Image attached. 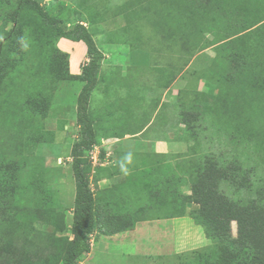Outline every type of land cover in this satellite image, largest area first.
I'll list each match as a JSON object with an SVG mask.
<instances>
[{
    "label": "rangeland",
    "instance_id": "obj_1",
    "mask_svg": "<svg viewBox=\"0 0 264 264\" xmlns=\"http://www.w3.org/2000/svg\"><path fill=\"white\" fill-rule=\"evenodd\" d=\"M2 1L8 3L9 0ZM39 1L67 28H72L82 19L89 21L99 47L108 50L106 62L112 63L113 68L118 66L124 70L128 68L126 64L134 63L155 66L146 70L147 77L152 76L151 83L156 85L146 91V120L153 116L155 125L166 126L155 130L156 137L167 138L169 129L172 131L175 143L170 145L175 152L168 154L171 160L177 161L183 154L193 156V159L213 155L225 165L238 166V172L247 173L253 188L261 185L264 181V46L256 40L259 50L256 51L255 47L252 50L245 41L242 43L240 36L234 38L229 33L231 31H227L224 26H232L237 18L232 11L226 16L232 23L224 24L209 20L207 14L201 18L195 15L192 20L180 16V11L184 10L179 11L176 3L179 0ZM205 5L206 2L203 3ZM5 6L0 0V13ZM193 6L190 8L199 12L195 9L197 6ZM229 7L243 16L263 9L257 0H230ZM3 17L0 16V41L13 27V22ZM34 30V25H26V33L19 41L20 51L8 56L5 81L0 90V203L5 200L1 196L10 192L13 193L10 199L14 202L56 207L66 210L68 218H72L76 185L71 149L80 138L77 96L83 82L69 74L70 59L66 65L63 54L66 52V40L60 38L47 45L44 39L33 50L35 41L31 39L28 44L27 40ZM46 31L50 32L49 29ZM227 38L238 44L236 52L242 48L245 63L237 60L222 68L220 73L218 67L208 70L220 55V44ZM247 42L250 46L249 40ZM157 65H162L159 69L163 71L156 69ZM58 67L61 74L58 71L56 74ZM95 90L90 102V106H94L90 112L97 130V143L89 152L94 169L92 175H96L97 167H106L101 171L104 175L101 179L109 178L106 176L110 172L115 173L112 179H104L101 183L104 189L117 184L123 190V202H129L126 210L124 207L120 209L123 214L143 200H138L136 195L130 197L128 187L118 184L126 177V164H119V160L130 152L127 150L130 147L115 139H105V136L120 130L116 125L121 119L120 116L113 117L111 130L101 127L103 115L95 111L100 93ZM225 104L237 106V113L234 119L230 118L231 121H227V117L219 120L217 115L218 108ZM246 105L255 113L256 121L253 120L252 124L238 109ZM180 110L191 114L194 128L190 129L179 118ZM130 149L136 151L137 147ZM155 150L156 146H152L147 154ZM141 153L144 154L135 152V155ZM226 184H222V191L238 198L247 194L245 190L236 191ZM185 190L191 193L189 186H185ZM95 192L101 207L99 212L105 216L102 205L106 204V209L109 205L101 191V195L99 190L95 189ZM195 207L189 204L184 216L150 219V222L141 223L139 228L136 225L133 231H125L118 239L106 236V231L100 229L92 240V251L82 255L79 262L227 264L220 259H224L230 249L220 248L219 258L217 253H212L218 252L219 247L190 215ZM4 210L1 206L0 212ZM36 227L43 231L52 230L45 223H38ZM237 229V224L233 223L234 237ZM30 235L31 239L36 237L38 244L45 243L44 236L35 230L31 229Z\"/></svg>",
    "mask_w": 264,
    "mask_h": 264
},
{
    "label": "trees",
    "instance_id": "obj_2",
    "mask_svg": "<svg viewBox=\"0 0 264 264\" xmlns=\"http://www.w3.org/2000/svg\"><path fill=\"white\" fill-rule=\"evenodd\" d=\"M178 2L176 1L179 11L184 10V12L180 11V16L191 20L195 15L201 18L207 14L209 20L224 24L232 23L229 16L226 19L227 14L232 11L237 18L232 26H224L227 31L230 30L229 33L234 38L240 36L242 43L245 41L252 50L254 47L256 51L259 50L260 46L255 45L256 40L257 43L261 41L264 46V0H257L258 6L263 9L247 16L230 8V0H179ZM205 2L206 5L203 6ZM216 2H220L221 5ZM1 4L6 6L1 9L0 16H4L6 21L11 20L13 27L0 41V90L3 86L2 82L5 81L7 58L13 52L20 51L19 41L23 38L24 32L26 33V25L32 24L35 27L31 38L27 40L28 44L31 39L35 41L33 50L44 39L49 45L50 41L67 38L83 41L87 46L89 60L84 64L80 74H72L69 71L72 78L83 82V87L77 96L80 138L71 149L76 185L72 225L68 226L66 210L56 207L45 208L38 203L28 205L14 202L10 199L13 193L6 192L1 196L3 200L5 199L4 203H0V207L5 208L3 213L0 212V264H80L79 258L92 251V240L100 229H104L108 235H114L133 230L142 221L184 216L189 204L196 206L190 215L204 227L206 234L219 247L218 252L216 250L212 253H217L219 258L220 248L230 249L224 259L221 257L222 263L264 264V181L257 188H253L247 173L238 172V166L225 165L213 155H201L193 159V156L183 154L181 158L176 159L177 161H173L168 154L141 153L143 155L141 157L126 153L119 160V164H126V177L118 184H125L129 196L136 195L138 200L142 199L143 202L126 213L119 212L122 207L126 210L129 203L123 202V190L121 191L117 184L107 189L100 188L98 181L104 177L101 171L106 167L95 168L96 175H92L94 169L89 156V152L97 143L96 124L91 116L90 102L105 58L90 22L82 19L75 22L72 28H67L39 0H9L8 3L1 0ZM193 5L197 6L195 9L199 12L191 9ZM215 7H218V10H215ZM47 29L50 32L46 31ZM243 31L246 33L241 34ZM46 32L47 36H44ZM231 38L220 44V55L208 70L212 71L213 67H218L220 73L222 68L237 60L242 64L245 63L242 48L236 52L238 44H235V40ZM63 54L67 65L69 54L67 52ZM57 71L60 73L59 67L56 74ZM223 106L217 111L219 120L225 117L229 118H226L227 121H231L230 118L234 119L237 106L228 104ZM238 109L244 113L243 118L247 117L251 124L253 120L256 121L254 111L247 105ZM181 111L179 118L181 117L183 123L190 129L194 128L191 114ZM216 129L220 130L218 127ZM114 174L110 172L106 177L112 178ZM223 183H227L226 185L235 188L236 191L245 190L247 194L243 197H235L221 190ZM185 186L190 187L191 193H186ZM95 189L99 190V195L101 191L109 205L108 209L106 204L102 205L105 216L99 212L100 205ZM17 219L22 221L18 222ZM38 223L48 224L52 230L43 231L36 227ZM233 223H236L238 228L236 237L233 236ZM31 229L44 236V244H38L36 237L31 239Z\"/></svg>",
    "mask_w": 264,
    "mask_h": 264
},
{
    "label": "crops",
    "instance_id": "obj_3",
    "mask_svg": "<svg viewBox=\"0 0 264 264\" xmlns=\"http://www.w3.org/2000/svg\"><path fill=\"white\" fill-rule=\"evenodd\" d=\"M66 44V52L69 54L70 59V72L72 74H80L84 64L89 60V55L87 52V46L83 41H74L71 39L64 38ZM105 53V58L102 62L99 81L95 89L99 90L100 97L98 104L95 106V111H100L104 118V123L101 122V127L111 130L113 123L111 120L115 116H120V121H117V128L120 130L114 131L113 135L105 136V139H115L117 142H121L123 146L137 147V150H131L128 148V152L135 154V152H143L147 154L149 148L156 146V150L149 153H161V154H171V145L175 143L174 137L172 136V131L169 129L167 138L156 137L154 134L155 130H162L164 125H155V119L153 116L146 120V107H145V97L147 89H152L156 86L151 83L152 76L147 77L146 70L148 68L155 67L154 65H142L134 63L133 65H128V68L122 69L118 66L112 67V63L106 62L109 58L108 50L102 49ZM82 55V58L80 57ZM108 56V58H106ZM85 59V60H83ZM125 65V64H124ZM114 66V65H113ZM127 67V66H126ZM156 69L162 68V65H157ZM125 68V67H124ZM159 71H163L159 69ZM96 90H94L95 92ZM90 109H94V106H90ZM118 113L117 115H113ZM105 120H107L105 122ZM170 127L171 124L169 125ZM169 127V128H170ZM151 128V129H150ZM167 129V128H165ZM164 132V130L162 131ZM160 133V132H159ZM145 148V149H142ZM105 180H110V178H104ZM101 179L98 181L99 187L103 188ZM112 179V178H111ZM73 217L68 218V223L72 225ZM148 221H142L137 224V228L140 227L141 223H147ZM133 231V230H132ZM130 231H127L128 233ZM99 234V232H96ZM125 233H118L114 235H106L112 237L113 239L120 238L121 235Z\"/></svg>",
    "mask_w": 264,
    "mask_h": 264
},
{
    "label": "built area",
    "instance_id": "obj_4",
    "mask_svg": "<svg viewBox=\"0 0 264 264\" xmlns=\"http://www.w3.org/2000/svg\"><path fill=\"white\" fill-rule=\"evenodd\" d=\"M95 158V157H94ZM96 161H97V159H96Z\"/></svg>",
    "mask_w": 264,
    "mask_h": 264
}]
</instances>
